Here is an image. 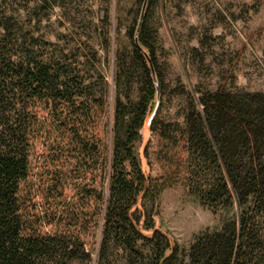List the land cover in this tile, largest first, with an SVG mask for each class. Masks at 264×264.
I'll return each instance as SVG.
<instances>
[{"label": "trees", "instance_id": "trees-1", "mask_svg": "<svg viewBox=\"0 0 264 264\" xmlns=\"http://www.w3.org/2000/svg\"><path fill=\"white\" fill-rule=\"evenodd\" d=\"M144 1L128 31L129 48L115 53L109 149V64H95L99 50L83 40L84 30L62 45L41 31L65 1L0 0V264L93 260L79 235L39 232L24 214L21 185L34 143L49 140L51 130L61 139L67 135L78 163L93 162L99 176L97 187L90 184L103 211L95 264H111L117 247L127 264H264V91L218 88L195 95L179 86L186 103L184 180L220 224L196 235L184 254L155 225L165 184L145 173L136 148L142 129L156 126L165 87L145 24L151 0L140 21ZM101 22L111 25L110 11ZM41 103L46 115L37 110Z\"/></svg>", "mask_w": 264, "mask_h": 264}, {"label": "rangeland", "instance_id": "rangeland-1", "mask_svg": "<svg viewBox=\"0 0 264 264\" xmlns=\"http://www.w3.org/2000/svg\"><path fill=\"white\" fill-rule=\"evenodd\" d=\"M64 1V8L56 7L50 20L42 22L41 31L62 45L84 30L83 40L99 50L100 62L95 64H109L110 120L104 135L111 149L115 53L129 48L128 31L139 15L142 0ZM107 10L111 25L102 27ZM90 20L97 22L98 30L82 27L83 21L86 26ZM145 24L165 94L156 126L142 129L136 150L145 173L165 184L155 225L184 254L196 235L219 226L220 217L189 193L184 180L187 152L182 131L186 103L176 90L184 86L195 95L196 90L218 88L264 91V0H151ZM37 110L45 115L48 112L43 103L37 105ZM59 133L51 130L49 140L38 137L34 143L30 173L21 185L24 214L29 226L39 232L79 235L92 253L91 264H95L103 211L94 191L98 189L90 184L97 187L99 176L93 162L78 163L69 138L65 135L61 139ZM126 259L120 247L113 248L109 256L111 264H127Z\"/></svg>", "mask_w": 264, "mask_h": 264}, {"label": "water", "instance_id": "water-1", "mask_svg": "<svg viewBox=\"0 0 264 264\" xmlns=\"http://www.w3.org/2000/svg\"><path fill=\"white\" fill-rule=\"evenodd\" d=\"M145 5H146V0L143 2V5H142L141 15H140V21H141L142 15L144 13Z\"/></svg>", "mask_w": 264, "mask_h": 264}]
</instances>
